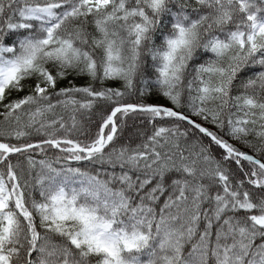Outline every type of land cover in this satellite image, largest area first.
Listing matches in <instances>:
<instances>
[{
    "label": "snow or ice",
    "instance_id": "6c2138e0",
    "mask_svg": "<svg viewBox=\"0 0 264 264\" xmlns=\"http://www.w3.org/2000/svg\"><path fill=\"white\" fill-rule=\"evenodd\" d=\"M0 264H264V0H0Z\"/></svg>",
    "mask_w": 264,
    "mask_h": 264
}]
</instances>
